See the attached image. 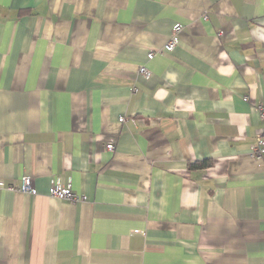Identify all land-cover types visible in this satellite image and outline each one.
I'll return each instance as SVG.
<instances>
[{
	"label": "crops",
	"instance_id": "0c3cea01",
	"mask_svg": "<svg viewBox=\"0 0 264 264\" xmlns=\"http://www.w3.org/2000/svg\"><path fill=\"white\" fill-rule=\"evenodd\" d=\"M258 105L264 0H0V264H264Z\"/></svg>",
	"mask_w": 264,
	"mask_h": 264
},
{
	"label": "built area",
	"instance_id": "2783aa9c",
	"mask_svg": "<svg viewBox=\"0 0 264 264\" xmlns=\"http://www.w3.org/2000/svg\"><path fill=\"white\" fill-rule=\"evenodd\" d=\"M182 31V25L176 23L172 26L171 32L169 34L167 42L164 44L162 49L151 51L147 54L148 59H152L155 53H162V52H172L173 49L177 46L179 40V34ZM139 74L144 76L145 78L150 76V71L145 66H139ZM247 97H244L246 100ZM257 112L259 114L260 119L264 120V106L258 105ZM119 121L122 123L125 121V118L121 116ZM105 148L108 151L114 150V143L107 142L105 144ZM249 156L254 159L264 160V128L260 134L256 136L254 143L250 146L249 149ZM3 187L2 182H0V189ZM10 190H14L17 192H21L23 194L34 195L36 194V190L33 186L32 178L30 176H23L20 179L19 186L10 185L7 187ZM48 196L57 198L60 200H66L72 203L76 202H83L86 198L83 194H76L72 191L71 186L69 184H64L62 180L53 178L51 180L49 189H48Z\"/></svg>",
	"mask_w": 264,
	"mask_h": 264
},
{
	"label": "trees",
	"instance_id": "16d2710c",
	"mask_svg": "<svg viewBox=\"0 0 264 264\" xmlns=\"http://www.w3.org/2000/svg\"><path fill=\"white\" fill-rule=\"evenodd\" d=\"M209 160H205L203 162H193V163H188L187 166H188V169H194V168H198V167H207L209 166ZM211 164V163H210Z\"/></svg>",
	"mask_w": 264,
	"mask_h": 264
}]
</instances>
